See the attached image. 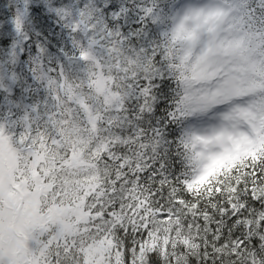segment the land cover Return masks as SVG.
I'll return each instance as SVG.
<instances>
[{"label": "snow or ice", "instance_id": "6c2138e0", "mask_svg": "<svg viewBox=\"0 0 264 264\" xmlns=\"http://www.w3.org/2000/svg\"><path fill=\"white\" fill-rule=\"evenodd\" d=\"M0 93L102 172L115 264H264V0H0Z\"/></svg>", "mask_w": 264, "mask_h": 264}, {"label": "trees", "instance_id": "16d2710c", "mask_svg": "<svg viewBox=\"0 0 264 264\" xmlns=\"http://www.w3.org/2000/svg\"><path fill=\"white\" fill-rule=\"evenodd\" d=\"M2 96L0 93V99ZM7 129L14 145L21 151L20 165H34L38 175L50 185L40 196L42 210L46 211L53 204L62 208L80 206L85 213L82 225L90 226L84 229V234H78L82 240L81 249L78 237L61 235L51 219L46 223H40L36 218L31 220L18 205L7 199L5 192H0V264H88L84 253L90 248L87 244L91 241L101 251L97 250V256L92 258L95 264L109 257L115 264L119 259L115 235L100 221L96 211L103 195L102 172L92 166L79 145H54L46 137L22 135L19 130L8 127L0 128V133ZM25 149L39 152L41 159L32 160L29 153H24ZM3 178L10 180L8 168ZM34 188L31 182V190ZM29 199L27 195L24 197V205ZM29 202L34 207V203ZM19 219L23 220V228ZM26 224L29 230H25Z\"/></svg>", "mask_w": 264, "mask_h": 264}, {"label": "rangeland", "instance_id": "374dc122", "mask_svg": "<svg viewBox=\"0 0 264 264\" xmlns=\"http://www.w3.org/2000/svg\"><path fill=\"white\" fill-rule=\"evenodd\" d=\"M29 153L32 160H40L41 154L36 151L25 149L24 153ZM20 156L21 151L14 145L9 131L4 130L0 133V192H5L6 197L10 202H13L15 205H18L21 210H23L27 217L31 220H36L40 223H46L50 219L54 221L55 226L59 233L64 236L69 237H80L78 234H82L86 227L89 228V224L82 225L84 222L81 220L84 219L83 215L85 213L80 209V206L75 208H62L59 205H51L45 211L42 210L43 203L40 205V196L45 193L50 185L36 172L35 166L27 164L25 166L20 165ZM9 169L11 172L10 180L3 178L4 171ZM31 182L35 187L31 190ZM29 196L31 202L34 203V207H31L30 202L24 205L25 196ZM23 215V212H21ZM20 227L23 228V220H18ZM47 225V224H46ZM25 230L28 229L26 224ZM84 234V233H83ZM81 242L82 249V240ZM101 245V242H98ZM90 248H87L85 255L87 256L86 260L88 264H95L94 256H97V250L99 253L100 247L94 242L91 241L87 244ZM98 263V262H97ZM114 263L111 257L106 258L104 262L100 264H112Z\"/></svg>", "mask_w": 264, "mask_h": 264}]
</instances>
